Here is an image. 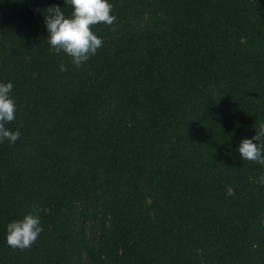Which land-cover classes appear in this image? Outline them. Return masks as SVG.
<instances>
[{"label": "trees", "instance_id": "trees-1", "mask_svg": "<svg viewBox=\"0 0 264 264\" xmlns=\"http://www.w3.org/2000/svg\"><path fill=\"white\" fill-rule=\"evenodd\" d=\"M109 3L77 68L42 14L71 6L0 0L21 133L0 144V264H264V166L238 151L264 124V0ZM30 212L43 232L13 250Z\"/></svg>", "mask_w": 264, "mask_h": 264}, {"label": "clouds", "instance_id": "clouds-1", "mask_svg": "<svg viewBox=\"0 0 264 264\" xmlns=\"http://www.w3.org/2000/svg\"><path fill=\"white\" fill-rule=\"evenodd\" d=\"M64 3L72 8L68 17L57 6L49 7L42 13L48 32L47 42L55 54L63 52L71 58V63L79 68L103 47L102 38L98 37L92 28L101 23L112 25L116 17L112 14L113 5L109 0H64ZM60 70L66 72L68 69L61 63ZM12 89L11 82L0 83V144L7 140L14 146L21 133L5 127L16 118L17 105L10 97ZM238 151L244 161L264 166V124L260 125L251 139L241 140ZM260 183L264 185V180ZM38 211V208H33V212ZM6 232L7 245L13 250L23 251L36 243L43 227L39 215L30 212L23 219L10 222Z\"/></svg>", "mask_w": 264, "mask_h": 264}]
</instances>
